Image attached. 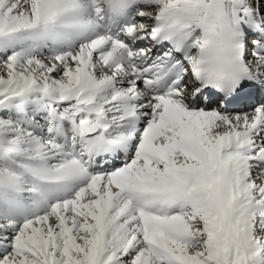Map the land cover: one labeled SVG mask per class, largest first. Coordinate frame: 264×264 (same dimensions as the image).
<instances>
[{"label": "snow or ice", "instance_id": "obj_1", "mask_svg": "<svg viewBox=\"0 0 264 264\" xmlns=\"http://www.w3.org/2000/svg\"><path fill=\"white\" fill-rule=\"evenodd\" d=\"M0 264H264V0H0Z\"/></svg>", "mask_w": 264, "mask_h": 264}]
</instances>
